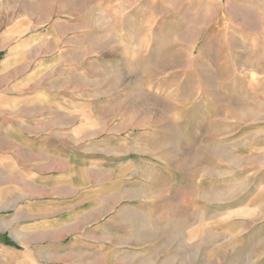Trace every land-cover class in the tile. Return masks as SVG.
<instances>
[{"label":"rangeland","instance_id":"rangeland-1","mask_svg":"<svg viewBox=\"0 0 264 264\" xmlns=\"http://www.w3.org/2000/svg\"><path fill=\"white\" fill-rule=\"evenodd\" d=\"M11 49L97 85L83 110L131 170L116 192L161 232L142 264H264V0H0V65ZM21 186L0 184V264L28 261Z\"/></svg>","mask_w":264,"mask_h":264},{"label":"crops","instance_id":"crops-1","mask_svg":"<svg viewBox=\"0 0 264 264\" xmlns=\"http://www.w3.org/2000/svg\"><path fill=\"white\" fill-rule=\"evenodd\" d=\"M58 69L12 49L0 65L19 105L0 126V184L25 185L26 199L12 208L10 231L26 238V264H142L161 232L130 215L147 217L150 208L116 192L131 170L116 165L106 144L113 136L99 137L97 116L83 110L98 103L97 85ZM8 253L0 251L1 259Z\"/></svg>","mask_w":264,"mask_h":264}]
</instances>
